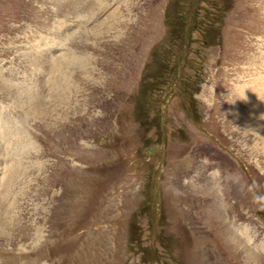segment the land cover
I'll return each mask as SVG.
<instances>
[{
  "label": "rangeland",
  "instance_id": "374dc122",
  "mask_svg": "<svg viewBox=\"0 0 264 264\" xmlns=\"http://www.w3.org/2000/svg\"><path fill=\"white\" fill-rule=\"evenodd\" d=\"M100 2L0 0V264H110L101 241L111 264H190L180 249L197 234L201 264H264V174L244 176L264 173V0ZM57 40L81 58L68 81L45 58ZM123 144V176L150 187L182 155V176L200 163L221 176L197 173L180 205L168 186L122 196L123 232L101 210ZM134 209L148 215L139 243Z\"/></svg>",
  "mask_w": 264,
  "mask_h": 264
},
{
  "label": "bare ground",
  "instance_id": "6f19581e",
  "mask_svg": "<svg viewBox=\"0 0 264 264\" xmlns=\"http://www.w3.org/2000/svg\"><path fill=\"white\" fill-rule=\"evenodd\" d=\"M99 1V3L101 4V5H103L100 1L101 0H98ZM114 18H115V16H114ZM116 20H118L117 18H115V22H116ZM115 26V27H119L118 25H119V22H116V24H114V23H112L111 24V26ZM125 26V25H124ZM112 28V27H111ZM258 63H259V61H258ZM263 65V64H262ZM66 92V91H65ZM256 97V96H255ZM66 100V99H65ZM256 100V99H255ZM245 103V102H244ZM252 105V104H251ZM259 107V106H258ZM261 107V106H260ZM264 107V106H263ZM255 108V107H254ZM256 108H257V106H256ZM263 110V109H262ZM261 116V115H260ZM249 119H251V118H249ZM264 120V119H263ZM261 123H262V120H261ZM260 131V130H259ZM263 131V130H262ZM5 225V224H4ZM239 233V232H238ZM243 234H245V235H249V231H248V229L247 228H245V229H243ZM242 235V234H241ZM250 243H252V242H250ZM249 243V244H250ZM243 245V244H242ZM251 245V244H250ZM254 252V251H253ZM259 252H261V251H259ZM258 252V253H259ZM264 252V251H263ZM259 254H261V253H259ZM255 255V254H254ZM262 256V255H261ZM251 258V257H250ZM256 258H257V256H256ZM252 260V259H251ZM258 260V259H257Z\"/></svg>",
  "mask_w": 264,
  "mask_h": 264
}]
</instances>
